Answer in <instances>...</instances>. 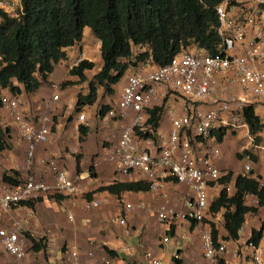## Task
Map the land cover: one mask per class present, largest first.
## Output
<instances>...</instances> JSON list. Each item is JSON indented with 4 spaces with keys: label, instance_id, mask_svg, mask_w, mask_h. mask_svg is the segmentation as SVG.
I'll return each instance as SVG.
<instances>
[{
    "label": "built area",
    "instance_id": "2783aa9c",
    "mask_svg": "<svg viewBox=\"0 0 264 264\" xmlns=\"http://www.w3.org/2000/svg\"><path fill=\"white\" fill-rule=\"evenodd\" d=\"M250 1L254 4L251 12L245 11L243 0H224L217 7L220 19L218 32L222 42L215 55L192 46L182 50L165 66H154L153 70L147 72L141 67L133 69L116 106L103 120L104 125L109 127L116 121L131 118L116 146L109 150L110 157L117 162L118 173H141L150 183V191L155 194H161L165 182L170 180L186 184L191 189L192 196L185 202L184 213H176L165 205L158 207V219L165 225H174L176 220L201 224L210 215L209 190H222L224 185L220 180L227 174L215 163L221 156L218 133L226 131L239 135L246 140L244 151H248V147L264 151V131L253 134L245 118L246 108H264V0ZM20 11L22 0H0V23L2 14L13 17ZM249 25L253 26V36H249ZM87 59L82 51L71 68ZM233 85L239 87L238 93L231 97L219 94ZM2 100L3 110L10 114L19 138L26 144L29 176L15 186L6 183L0 185V253L4 251L22 260L28 255L24 219L14 217L10 229L2 225L5 216L12 210L25 207L23 203L36 202L49 194L63 196L70 200L73 207L84 210L99 208L103 200L86 197L79 178H70L65 171L57 168L54 160L36 157L37 147L48 143L53 133L54 118L50 111L30 115L19 96ZM58 100L59 96L54 95L53 101ZM178 101L182 102V113L177 106ZM158 106L163 108L162 118H168L171 124L169 134L159 136L157 131L156 140L141 139L137 131L152 132L148 126V110ZM78 122L81 126H87L85 113L78 114ZM258 137L262 140L256 143ZM143 140L147 145L158 142V149L152 152L139 145ZM245 157L248 162L242 176L251 177L252 164L249 157ZM38 163L53 171L55 177L52 184L34 176L33 169ZM98 165L99 159L94 160L92 168L95 170ZM134 209L133 204L124 202L117 221L125 225L122 215ZM69 218L72 220L73 216ZM169 241L168 235L162 239L163 244ZM226 241L220 240L219 235L215 241L211 224L208 226L202 234L206 264L225 261L229 252ZM247 246L254 251L252 263L264 264L259 245L249 240ZM147 257L152 264H162L151 253ZM79 258L80 253L76 249H64L66 264H79ZM174 258L180 259V255L175 254ZM103 264L111 263L106 260Z\"/></svg>",
    "mask_w": 264,
    "mask_h": 264
},
{
    "label": "crops",
    "instance_id": "0c3cea01",
    "mask_svg": "<svg viewBox=\"0 0 264 264\" xmlns=\"http://www.w3.org/2000/svg\"><path fill=\"white\" fill-rule=\"evenodd\" d=\"M250 0H243L245 11L251 12L254 4ZM249 36L254 35L253 26H248ZM95 39L90 29H85L84 39L80 44L67 49V60L59 63L49 81L37 92L27 94L24 86L16 80L14 84L19 86L22 93L18 95L30 115H37L41 111H50L54 118L53 133L48 143L41 144L36 149V157L46 161L54 160L59 170L65 171L70 178H79V184L88 198H100L103 200L101 206L92 210H84L80 207H73L70 200L62 196L61 200L47 195L40 200L33 202V207H20L12 210L3 220V227L10 229L14 217H22L28 233L36 241L43 240L46 244L41 251H32V243L27 239L26 247L28 255L18 260L6 252L0 253V264H66L64 261V249L74 248L80 253L79 264H103L108 260L111 264H152L147 254L160 260L162 264H176L175 254L180 255L181 264H206L202 244V234L210 226L215 224L219 239L223 240L228 236L224 227V210L216 215H209L203 223L193 225L191 221L176 220L174 225H165L158 219L156 210L160 205H165L176 213H184L185 202L192 196L191 189L186 184L176 181H167L161 194L148 192H126L120 197L108 192H98V189L111 185L115 182L129 183L146 181L141 173L130 175L120 174L117 171V162L109 155V150L118 143L120 135L131 122L127 120L116 121L107 127L100 117L96 119L94 108L100 105L109 104V97L104 98L100 89L99 104L85 107L82 113L86 114L88 133L83 141L80 140V126L78 115L74 113L77 103V96L87 93V83H78L79 79L70 75L71 65L74 60L84 51L87 61L92 62L95 53H89V43ZM83 48L81 50L80 48ZM242 54V51L238 52ZM140 65L143 71L154 69L150 63ZM102 64L96 65L94 70L87 73L91 78L100 71ZM137 69V68H135ZM129 73L131 74L132 71ZM65 81L75 82V85L66 89L61 88ZM127 81L124 78L114 89V96L121 97ZM240 91L237 85L230 86L225 92L219 94L223 97H231ZM2 98H12L14 95L8 90L2 92ZM54 95L59 96L58 101H53ZM112 96V97H114ZM177 106L182 113V102L178 101ZM257 115L264 121V108H256ZM4 119V120H1ZM8 122L11 128L10 149L0 154V181L4 173L15 170L19 173L21 180H26L29 173L26 169V144L19 138L16 126L12 118L5 110H0V123L2 126ZM5 127V125H4ZM171 124L168 118L163 117L158 129V134L168 135ZM158 143V142H157ZM157 143L147 145L140 141L139 145L155 152ZM246 140L239 135L228 132L223 141L219 143L221 156L215 160L216 165L223 172H232L233 179L243 175L246 157L239 159L238 154L243 153L246 148ZM258 156V162L252 164L251 177L260 180L264 185V151L248 147ZM99 159V165L91 170L93 161ZM250 162V161H249ZM78 166L80 169H78ZM33 174L38 180L48 184L54 182L53 171L40 163L34 169ZM3 182H0V185ZM4 184V183H3ZM230 195L234 194L233 181L227 187ZM221 189H210L211 202L218 198ZM124 202L131 203L135 209L122 215L125 225H121L117 219L120 216V208ZM246 205L258 207L255 196L246 197ZM73 216L71 220L69 216ZM264 221V208L259 209L258 214H249L246 222L240 231V238L236 241H226L229 252L225 256L226 264H253V250L247 246L252 237L253 230H259ZM171 231L173 233L171 234ZM168 235L170 241L163 244L162 239ZM264 260V236L259 243ZM107 250L112 251L110 254Z\"/></svg>",
    "mask_w": 264,
    "mask_h": 264
},
{
    "label": "trees",
    "instance_id": "16d2710c",
    "mask_svg": "<svg viewBox=\"0 0 264 264\" xmlns=\"http://www.w3.org/2000/svg\"><path fill=\"white\" fill-rule=\"evenodd\" d=\"M224 0H22V11L17 16L2 14L0 23V110H3L2 92L8 89L14 96L22 93L16 80L24 86L27 94L37 92L49 81L56 66L67 60V49L80 44L85 29L100 42L102 67L93 77L87 73L94 70L95 64L87 60L71 68L70 75L87 83L86 94L77 97L75 114L82 113L85 107L99 104V90L114 96L115 87L129 71L150 63L155 67L168 64L182 50L196 46L210 55H215L222 39L218 29L220 19L217 7ZM75 85L65 81L62 89ZM108 105V106H107ZM113 108L109 104L99 109V117L104 119ZM254 107L245 109V118L253 134L264 131V121ZM148 126L152 132L137 131L141 139L156 140L163 115L161 106L148 110ZM88 128L80 126V140L87 136ZM226 131L217 134L221 143ZM11 128L0 123V154L10 149ZM262 138L258 137L256 143ZM248 156L253 163L258 156L252 151L238 154L239 159ZM78 169L80 167L78 166ZM91 170L94 171L93 168ZM253 174V172H252ZM228 172L220 180L224 185L218 198L210 203V215L224 210V227L228 236L224 240H239L240 231L249 214H258L264 208V185L260 180ZM233 181L234 194L228 192ZM2 182L15 186L22 182L17 171L4 173ZM151 185L147 181L129 183L115 182L101 187L98 192H108L120 197L126 192H148ZM257 198L258 207L246 205V197ZM53 198L61 200L62 196ZM35 203H23L33 207ZM193 225L196 224L192 221ZM214 240H218V230L210 223ZM173 231H171V234ZM264 236V221L259 230H253L250 241L259 245ZM32 251L45 249L43 240L36 241L28 233ZM110 254L112 251L107 250ZM176 264H181L175 259ZM220 264H226L223 260Z\"/></svg>",
    "mask_w": 264,
    "mask_h": 264
},
{
    "label": "rangeland",
    "instance_id": "374dc122",
    "mask_svg": "<svg viewBox=\"0 0 264 264\" xmlns=\"http://www.w3.org/2000/svg\"><path fill=\"white\" fill-rule=\"evenodd\" d=\"M89 46H90V48H92V50H90L89 53H95V52H96L95 55L92 54V56H93L92 63H94V64H96V65H99V67H100V65L102 64V57H101L100 43H99L98 41H96L95 39H93V41H91V42L89 43ZM80 49L83 50L82 47H81ZM132 70H133V68H132ZM132 70H131V71H132ZM131 71H130V72H131ZM87 86H88V84H87ZM87 89H88V87H87ZM102 92H103L102 94H103V97H104V98L109 97V100H110L109 105H110V106H116L119 97L116 98V96H114V97L109 96L107 93L104 92V90H102ZM77 97H78V96H77ZM102 106H104V103H103L102 105H100V107H102ZM107 106H108V105H107ZM100 107H99V105H98V107L94 108V109L96 110V115H95V117H96L97 120H99V118H98V117H99L98 113H99V109H100ZM89 109H91V108L89 107ZM82 110H84V109H82ZM5 112L7 113L8 116H10V114H9L7 111H5ZM74 113H75V112H74ZM10 117H11V116H10ZM1 120H4V119H1ZM4 125H5V127H7V128H12V126L9 125L8 122H6ZM0 182H2V181H0Z\"/></svg>",
    "mask_w": 264,
    "mask_h": 264
}]
</instances>
